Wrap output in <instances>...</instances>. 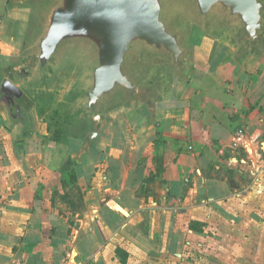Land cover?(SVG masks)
<instances>
[{
    "label": "crops",
    "instance_id": "0c3cea01",
    "mask_svg": "<svg viewBox=\"0 0 264 264\" xmlns=\"http://www.w3.org/2000/svg\"><path fill=\"white\" fill-rule=\"evenodd\" d=\"M33 11L0 0V87ZM215 26L186 79L151 68L153 106H114L92 141H43L25 94L0 97V264H264V56Z\"/></svg>",
    "mask_w": 264,
    "mask_h": 264
},
{
    "label": "water",
    "instance_id": "95a60500",
    "mask_svg": "<svg viewBox=\"0 0 264 264\" xmlns=\"http://www.w3.org/2000/svg\"><path fill=\"white\" fill-rule=\"evenodd\" d=\"M16 1L34 10L45 0ZM173 5L175 11L191 12L205 27L216 21L230 25L239 54L264 56V0H51L27 54L2 82V97L9 106L15 104L23 91L14 81L46 79L67 58L64 48L84 46L94 60L91 57L74 96L79 115L90 124L92 141L101 130L106 107L117 98L125 106H153L151 87L139 81L134 70L143 53L167 57L175 74L186 79L191 50L184 42L185 28L169 32L162 20L165 8Z\"/></svg>",
    "mask_w": 264,
    "mask_h": 264
},
{
    "label": "rangeland",
    "instance_id": "374dc122",
    "mask_svg": "<svg viewBox=\"0 0 264 264\" xmlns=\"http://www.w3.org/2000/svg\"><path fill=\"white\" fill-rule=\"evenodd\" d=\"M175 3V2H174ZM173 2L170 5L174 4ZM51 0H45L33 11L34 31L42 25V15L50 6ZM168 5V4H167ZM173 8H165L162 20L169 32L177 26L185 28L184 42L190 47L192 53L193 44L198 42L202 36L207 35L216 25L224 23L216 21L209 27L196 20L195 16L182 9L175 11ZM64 52L67 58L53 68V72L46 79L33 78L27 84L21 83L23 93L31 101L35 115L38 118L40 128L45 132L43 141L55 140L65 142L70 136L88 139L89 122L78 113V102L75 100V91L84 83V75L92 65L93 56L84 46L75 45ZM91 57L93 60H91ZM136 75L139 81L144 83L149 77V70L155 67L156 72H165L169 75L175 73L170 66L169 59L165 56L151 53H143L142 57L135 62ZM145 84V83H144ZM116 105H122L121 98H117L106 107L105 113ZM89 140V139H88Z\"/></svg>",
    "mask_w": 264,
    "mask_h": 264
},
{
    "label": "built area",
    "instance_id": "2783aa9c",
    "mask_svg": "<svg viewBox=\"0 0 264 264\" xmlns=\"http://www.w3.org/2000/svg\"><path fill=\"white\" fill-rule=\"evenodd\" d=\"M244 142V134L238 131L234 135L233 147L238 148Z\"/></svg>",
    "mask_w": 264,
    "mask_h": 264
},
{
    "label": "flooded vegetation",
    "instance_id": "af4514ba",
    "mask_svg": "<svg viewBox=\"0 0 264 264\" xmlns=\"http://www.w3.org/2000/svg\"><path fill=\"white\" fill-rule=\"evenodd\" d=\"M2 96H4V93H3V92H0V97H2ZM14 105H15V104H13V106H14ZM19 116L21 117V112H20Z\"/></svg>",
    "mask_w": 264,
    "mask_h": 264
}]
</instances>
